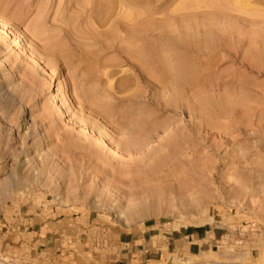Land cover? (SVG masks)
Returning a JSON list of instances; mask_svg holds the SVG:
<instances>
[{
	"label": "rangeland",
	"instance_id": "1",
	"mask_svg": "<svg viewBox=\"0 0 264 264\" xmlns=\"http://www.w3.org/2000/svg\"><path fill=\"white\" fill-rule=\"evenodd\" d=\"M96 1L0 0V264H264V0Z\"/></svg>",
	"mask_w": 264,
	"mask_h": 264
},
{
	"label": "bare ground",
	"instance_id": "2",
	"mask_svg": "<svg viewBox=\"0 0 264 264\" xmlns=\"http://www.w3.org/2000/svg\"><path fill=\"white\" fill-rule=\"evenodd\" d=\"M112 1V0H111ZM110 0L109 1H105V0H98V1H96L97 2V4L95 3V2H90V3H88L87 5H86V7H85V10L86 11H89V12H91V15H95V14H97V12H98V14L97 15H99V20H98V22H99V25H101V27H105V26H107L108 24H109V22L111 21V19H112V13L110 12L111 10L110 9H113L112 11H114V7H116L117 6V4H118V7H120V8H123V5H124V3H123V1L121 0L120 2H119V0L116 2L117 4H115L114 2L115 1H112L111 2ZM119 2V3H118ZM82 7V6H81ZM117 8V7H116ZM81 10V9H80ZM122 10V9H121ZM114 14V13H113ZM137 14V13H136ZM138 15H140V14H138ZM115 16V15H114ZM88 17V16H87ZM96 17V16H95ZM134 17H136V15H134ZM138 17V16H137ZM114 18V17H113ZM132 18V17H131ZM126 19V18H125ZM135 19V18H134ZM124 20V19H123ZM129 20V19H128ZM84 21V20H83ZM89 21H90V17H89ZM96 21H97V19H96ZM133 21V20H132ZM131 21V22H132ZM93 22V21H92ZM96 23V22H95ZM140 23H141V20H140V17H138L136 20H135V27H134V29L133 30H130L131 32L129 33L128 32V30H127V27H129V25L127 26V24L125 25V23H122V24H120L119 26L120 27H122V29L124 30V32H125V35H123V33H117V35H115L112 31V34H114V35H111V33H105V34H103L102 36H97V37H95V38H92V39H90V40H86L85 39V42H84V44L85 45H87V46H92L91 48H93V47H95V46H97L98 47V51L100 52H102V54L103 53H106V52H109V51H114V52H116L118 55H119V57L120 58H122L123 60H124V62H126V63H128V64H130V65H132V66H134V68H135V70L136 71H138V73H139V77H141V73H142V68H141V66H140V62L142 63V60H146L149 56H147L149 53H147V51L149 50H144L143 48H141V45H140V43L139 42H141L142 41V39L141 38H143V37H141L140 35H139V32H140ZM89 25H92V23L91 24H89ZM89 25L87 26L88 28H89ZM92 26H94V24L92 25ZM6 27H7V23L5 22V21H3V19L0 17V28L1 29H3V31L5 32H7V33H9L8 32V30L6 29ZM91 27V26H90ZM110 27V26H109ZM94 28V27H93ZM91 29H92V27H91ZM90 29V30H91ZM129 29H131V28H129ZM96 30H97V28H96ZM89 31V30H88ZM94 31V30H93ZM110 31V30H109ZM89 32H91V31H89ZM97 32V31H96ZM115 32V31H114ZM94 33V32H93ZM10 34V33H9ZM90 34V33H89ZM96 36V35H95ZM131 37V38H130ZM130 38V39H129ZM132 38L134 39L133 40V42H130V44H132V45H130L129 44V41L130 40H132ZM80 39V38H79ZM128 39V40H127ZM140 39H141V41H140ZM22 40V39H21ZM72 40V39H71ZM138 42V44L140 45H136V43ZM128 42V43H127ZM20 43V42H19ZM26 43V42H25ZM127 43V44H126ZM149 43H150V41H149ZM76 44V43H75ZM81 44V43H80ZM79 44V45H80ZM128 44L130 45V46H128ZM83 45V44H82ZM78 46V45H77ZM149 47H151L152 48V46H149ZM84 48V47H83ZM87 48V47H86ZM82 49V48H81ZM77 50V49H76ZM150 50H152V52H150L151 54V56L155 53L154 52V48L153 49H150ZM149 50V51H150ZM34 51V50H33ZM54 52V51H53ZM52 53V52H51ZM83 53V52H82ZM97 53V52H96ZM98 54H101V53H98ZM90 55V54H89ZM146 56H147V58H146ZM118 57V58H119ZM155 57V56H154ZM157 57V56H156ZM96 59H99V58H96ZM152 59H154L153 58V56H152ZM157 59V58H156ZM148 60V59H147ZM146 60V61H147ZM95 61V60H94ZM151 61V60H150ZM42 62V61H41ZM96 62H97V60H96ZM122 62V61H121ZM148 62H149V60H148ZM148 62H147V64H148ZM34 63H36V64H38V62H34ZM45 63V65L46 66H49V64L48 63H46V61L44 62ZM135 63H138L139 65H135ZM144 63H146V62H144ZM40 64V63H39ZM97 64V63H96ZM44 65V64H43ZM44 65V66H45ZM43 66V67H44ZM45 66V67H46ZM143 66V65H142ZM148 66H149V64H148ZM152 67V66H151ZM93 74V73H92ZM102 80V79H101ZM32 81V80H31ZM128 85H129V83H128ZM123 88V87H122ZM2 90L0 89V95L2 94V92H1ZM85 95V94H84ZM82 96V95H81ZM87 96V95H86ZM86 99H89L88 97H86ZM86 99H85V101H86ZM84 100V99H83ZM88 101V100H87ZM86 101V102H87ZM80 102V101H79ZM91 102V101H90ZM89 104V103H88ZM97 107H98V105H97ZM99 108V107H98ZM100 109H101V107H100ZM104 110V109H103ZM102 110V111H103ZM105 111V110H104ZM103 111V112H104ZM107 112V111H106ZM109 112V111H108ZM107 112V113H108ZM96 115H98V114H96ZM102 115V114H101ZM126 115V114H125ZM99 116V115H98ZM105 116V115H104ZM107 116V115H106ZM109 117V116H108ZM127 117V116H126ZM74 123V122H73ZM75 124H76V122H75ZM77 124H78V122H77ZM105 125V124H104ZM80 126H82V125H80ZM24 129L26 130V133H25V135L27 134V132L30 130L29 129V121H27L26 119L24 120ZM157 128H153V129H149V131H147V133L145 134V133H143L142 134V140H138L139 142H134V144H132V145H128V146H130L129 147V149L130 150H135L136 149V147H137V149H141V147H146V145L148 144L149 145V140H151L150 138H152V135H154V133H156V130ZM105 130V129H104ZM102 131V130H101ZM93 132V131H92ZM92 132H90V133H92ZM140 132V131H139ZM139 132H137V133H139ZM142 133V132H141ZM141 133H139V134H141ZM29 134V133H28ZM102 134V133H101ZM106 135H107V133H105ZM135 134V133H134ZM91 135H93V134H91ZM23 137V136H22ZM155 137V136H154ZM94 138H96V137H94ZM89 140V139H88ZM106 140V139H105ZM105 140H103V142L105 141ZM101 141V140H100ZM102 142V141H101ZM136 143V144H135ZM94 144V143H93ZM146 144V145H145ZM96 145H98V148H93V146H92V148H93V150H92V148L90 147V148H88V149H90V150H86L87 151V154H88V156H89V160H87V162L89 163V164H91V163H93V162H91L92 160L94 161L95 160V162H97L96 160H98V162H102V161H104V162H106L107 161V158H108V155L106 156V154H107V150H111V149H108V148H110L109 147V144L107 145V143H98V142H96ZM111 146V145H110ZM113 146V145H112ZM117 146V145H116ZM126 146V145H125ZM124 146V147H125ZM127 146V147H128ZM108 147V148H107ZM118 147V146H117ZM112 148H114V147H112ZM119 148V147H118ZM118 148H116V150H120V149H118ZM142 148V149H143ZM115 149V148H114ZM129 149H127V150H129ZM141 149V150H142ZM75 150V149H74ZM105 151L104 153L105 154H102L101 152L102 151ZM115 150V151H116ZM124 150V149H123ZM126 150V151H127ZM114 151V150H113ZM121 151H122V149H121ZM138 151V150H137ZM130 152H132V151H130ZM80 153V152H79ZM129 153V152H128ZM78 154V153H77ZM86 157H87V155H85L84 156V159H86ZM87 159H88V157H87ZM81 160V159H80ZM27 163V162H26ZM26 163H25V161H23L22 162V164H25L26 165ZM102 164V163H101ZM105 165V164H104ZM88 166V165H87ZM104 168V167H103ZM17 174V173H16ZM15 173H12V174H10V177L12 178V179H14L15 181H16V177L18 176V175H16Z\"/></svg>",
	"mask_w": 264,
	"mask_h": 264
}]
</instances>
